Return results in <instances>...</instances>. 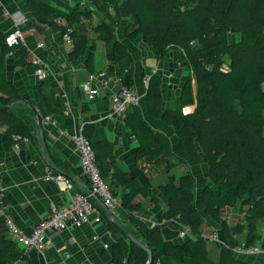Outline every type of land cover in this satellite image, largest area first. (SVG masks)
I'll use <instances>...</instances> for the list:
<instances>
[{
  "label": "trees",
  "instance_id": "16d2710c",
  "mask_svg": "<svg viewBox=\"0 0 264 264\" xmlns=\"http://www.w3.org/2000/svg\"><path fill=\"white\" fill-rule=\"evenodd\" d=\"M91 1L94 6L100 7L104 16L108 17L111 9L120 16L119 4L115 0ZM239 1L195 0L197 4L195 6L193 4L192 8L189 3L193 0H123L127 12L135 17V23L127 28L125 34L130 40L145 38L154 46L160 58L174 48L182 49L183 56L189 58L198 89L194 112L183 114L163 109L162 78L157 73L150 76L147 81L148 112L172 124L180 137L182 146H187L188 143L182 133L185 132L187 125L192 126L194 122L216 123L220 120L224 129L227 128L229 134L217 147L216 143H213L214 137L208 138L209 141L205 138L204 141L210 172L218 180V189H210L207 192L210 203L214 210H220L232 207L238 200L246 198L248 203L252 204L250 211L253 214L247 215L246 225L236 226L234 231L225 227V239L230 241L232 246L243 242L246 246H259L264 249V212L260 210L264 209L261 163L255 152L250 153V149L247 155L241 154L240 145V138H244L245 143L247 139L256 143L253 149L255 151L261 149L264 155V63L244 61V56L248 53L247 46L255 48L262 39L264 23L262 26L261 23L259 24L256 11L264 9V5L261 2L258 3L259 0H242L243 3ZM27 5L32 15L41 24L56 27L62 34L70 32L74 46L70 53L71 57L78 56L85 49H89V53L93 52L95 41L88 34L85 25L86 20L91 17L90 9L82 6L81 3L68 5L60 1L56 4H49L43 0H27ZM254 5L256 11L251 9ZM211 9L215 12L213 17L208 15ZM198 12L204 16L197 18L198 25H193L191 15ZM114 19L116 20V16L113 17V21ZM200 25L204 27L203 33L198 31ZM230 27L239 35V39L233 43L228 41ZM95 31L100 32L99 39L107 44L114 39V33L105 19L100 24L98 23ZM195 33L203 36L198 37L199 43L196 44L193 43L197 37ZM248 35L250 37L246 39ZM31 39L32 36L26 37V43L29 44ZM114 46L115 49L109 56L112 63L123 58L130 59L129 67L118 71L121 79L119 84L134 88L132 54L118 40L115 41ZM25 47L23 43L9 46L5 39L2 42L0 106H10L13 102L22 99L18 88L6 75L5 57L16 48H19L17 55L20 53L21 56L24 54L26 56ZM225 55L229 56L231 63L227 68H221L222 65L217 61ZM20 63L26 62L21 61ZM182 63L188 64L189 62L181 60L180 64ZM189 80L191 81V77ZM190 81L186 82L181 97L186 103L195 102ZM214 93L221 105L219 115L211 111L208 99L209 95ZM42 94L52 110L55 107L54 88L45 86ZM234 97L240 100L239 110L235 106ZM35 116L34 110L29 113L27 109L11 111L9 107L6 110H0V123L4 125L5 132L10 138L19 136L20 139L34 140L36 136ZM125 122L139 141L140 156L156 162L163 155L173 153L172 142L168 135L152 127L144 117L140 105L129 106ZM83 131L92 140L94 126L85 125ZM92 144L103 177L109 183L114 195L120 197L121 210L125 216L138 228L136 234L144 236L147 248L154 255L153 264H247L246 261L233 258L231 255V257L224 258L222 262L209 259L206 241L199 238L188 237L182 242L166 240L160 226H149L145 220L137 216L144 205L142 201H136V198L140 194L147 195L143 183L117 164L109 146L104 143H95L93 140ZM235 159L239 161L237 168L232 167ZM108 160L113 166L110 176L105 173L104 169ZM222 160L225 161L223 164H221ZM193 187L194 179L191 173H188L180 179L169 176L168 182L160 186V191L177 221L189 227L195 235L201 236L203 218L193 200ZM152 200L154 201L155 198ZM3 201L5 203V198ZM102 212L106 214L104 209ZM215 219L218 218L215 217ZM223 222L220 221V223ZM2 225L4 222L0 219V264H33L28 253L17 244L13 237L9 233V235L4 234ZM235 231L238 234L245 233V238L242 241L236 239ZM132 250L137 264L148 263L150 253L146 247L132 243ZM113 259L116 264H130V261L123 260L119 246L114 249Z\"/></svg>",
  "mask_w": 264,
  "mask_h": 264
},
{
  "label": "crops",
  "instance_id": "0c3cea01",
  "mask_svg": "<svg viewBox=\"0 0 264 264\" xmlns=\"http://www.w3.org/2000/svg\"><path fill=\"white\" fill-rule=\"evenodd\" d=\"M43 1L49 4H56L57 1L68 5L77 3V0ZM84 1L85 4L82 6L91 11V17L86 20L85 25L88 34L95 41V46L92 53L85 49L78 56L71 57L73 43H68L58 28L38 22L32 15L27 0H0V51L6 35L17 28L23 31L22 43L26 46V56L25 54L21 56L20 53L17 55L19 48H16L5 57L6 75L22 96L21 100L7 107H10L11 111L27 109L28 113L31 110L36 112L34 140L10 138L5 132L4 125L0 123V191L5 198L9 216L25 230H31L41 218L49 214L54 203H65L70 198V195L61 191L55 182L45 179L49 169L70 174L74 191H88L76 146L70 138L71 134L78 132L85 125L94 126L93 142L109 146L117 164L143 183L147 195H138L136 201H142L144 205L138 214L146 222L149 212L156 217H160L164 212L161 205L167 203V200L162 195L160 186L168 182L169 179H165L166 174L173 172L181 161L187 159V150L183 148L174 126L160 117L152 116L148 112L147 100V81L150 76L157 73L162 78L163 109L185 114L183 109L190 107L194 112L197 103L198 92L195 87L197 82L191 84L195 102L186 103L181 99L185 84L192 74V68L185 63L180 64L183 50L174 48L160 58L154 46L145 38L128 39L125 33L127 28L135 23V17L127 12L123 0H115L119 4L120 16L111 9L108 17L104 16L100 7L94 6L91 0ZM115 16L116 20L113 21ZM104 19L114 33V39L109 44L99 39L100 32L95 31V27ZM235 32L233 28L228 32L230 43L239 39ZM28 36H32L29 44L26 43ZM117 40L132 54L134 89L141 95L139 105L144 117L155 130L168 135L172 142L174 153L163 155L156 162L140 156L139 141L125 122L126 114L118 115L111 109V96L120 88L118 71L126 70L130 65L129 58H123L115 63L109 60ZM39 42H43L44 46L39 47ZM21 61L26 63H20ZM38 64L48 71L49 75L45 80L35 74ZM101 72L104 73V81L107 83L101 88L100 95L89 98L81 91V84L90 73L97 75ZM44 85L53 87L55 91V107L52 110L42 94ZM46 116H51L52 120L46 122ZM176 156H179V160ZM104 169L109 176L112 174L113 166L109 160ZM154 198L155 201L152 200ZM225 209L229 210L231 207ZM105 213V218L101 222L84 225L73 232L55 233L53 248L44 251L30 249L28 256L31 262L116 264L113 252L116 246H119L123 260L137 264L133 256L132 243L147 247V244L135 234L138 228L128 220L121 206L117 212H111V217L106 211ZM158 226L162 228L166 240L184 241L178 238L177 231L182 227L177 226L182 224L176 218ZM2 229L4 234L11 233L5 225H2ZM95 236L98 237L95 239ZM66 253H70L71 256L66 257ZM234 256L245 258L244 260L247 259L249 263L254 260L251 259L253 257L235 254Z\"/></svg>",
  "mask_w": 264,
  "mask_h": 264
},
{
  "label": "built area",
  "instance_id": "2783aa9c",
  "mask_svg": "<svg viewBox=\"0 0 264 264\" xmlns=\"http://www.w3.org/2000/svg\"><path fill=\"white\" fill-rule=\"evenodd\" d=\"M77 3L85 4L84 0H77ZM64 38L68 43H73L70 32L64 34ZM9 46L19 45L24 41V33L21 29L8 33L5 38ZM39 47H43L44 43L39 42ZM35 74L42 80L48 77V71L38 64ZM104 73H90L86 80L81 84V91L89 98H94L100 95L101 88H104ZM98 80V83H96ZM121 79L118 78V83ZM101 86V87H100ZM111 109L115 114L125 115L127 109L131 105H139L141 103V95L134 88L121 86L119 90L111 96ZM51 116H46L45 121H51ZM79 156V163L82 175L87 180L88 191H74L73 179L62 172H55L51 169L45 175V179L55 182L61 191L70 195V198L65 203H57L51 206L50 213L41 218L31 230H25L18 226L8 214L7 205L4 203V196L0 191V219L4 225L10 230L13 239L27 253L30 249H38L44 251L55 247L53 235L58 232L68 231L73 232L82 228L84 225L98 223L104 220L105 215L102 212V207H107L111 212H117L121 206L120 199L116 197L102 174V170L98 164L97 155L94 150L92 140L84 133L83 128L78 132L71 134ZM15 139H20L15 136ZM28 140L27 138H24ZM140 213V212H139ZM139 218L144 219L137 213ZM157 226V224H152ZM184 226V225H183ZM185 228V229H184ZM183 230L178 232V238L186 239L190 228L184 226ZM205 235L203 232L201 235ZM98 236H95L96 239ZM207 237V236H206ZM107 247L108 244H105ZM235 255H254L263 251L259 246H246L245 243L237 245L234 249ZM70 253H66V257H70Z\"/></svg>",
  "mask_w": 264,
  "mask_h": 264
},
{
  "label": "rangeland",
  "instance_id": "374dc122",
  "mask_svg": "<svg viewBox=\"0 0 264 264\" xmlns=\"http://www.w3.org/2000/svg\"><path fill=\"white\" fill-rule=\"evenodd\" d=\"M194 1L195 0H193L192 3H189V6H192V8L197 4V3L195 4ZM260 2L262 5H264V0H259L258 3ZM239 3H243V1L240 0ZM251 9L256 11L255 5L252 6ZM214 13L215 12L213 9L208 11V15H210L211 17L214 16ZM256 15L259 19V24L261 23V26H262V24L264 23V9H261L258 12L256 11ZM203 16L204 15H202L201 12L192 14L191 18L193 20V25H196V24L198 25L197 18H202ZM231 29L232 28L230 27V30ZM198 31L200 33L204 32L203 25H200V28H198ZM236 35L238 36L237 33ZM195 36L197 37L193 41L194 44H196L197 42L199 43V38L203 37L199 33H195ZM179 37H181V35ZM249 37L250 35H248L246 39H248ZM246 43H247V40H246ZM247 49H248L247 50L248 53L244 56V61L251 62V63H264V55H263L264 54V33L257 47L252 48V47L247 46ZM185 59L188 60L189 62L188 64H185V65H188L189 68L191 69V62L189 61V58H186L185 56H183L182 61L186 62ZM217 63L222 65L221 68H227L231 63V59L229 58L228 55H225L223 58L218 59ZM208 67H212V66L208 65ZM189 77H191V81L189 80V78L187 81H190V84L196 83V78L194 76L193 71ZM195 87H196V92H198L197 84L195 85ZM208 99H209V103L211 104V111L219 115L221 112V105L219 104L217 100V95L215 93L212 95H209ZM234 103H235L236 108L239 110L240 100L237 97H234ZM171 117H174V116H171ZM246 129L248 131V127ZM182 134L184 135L185 139H187V142H188L186 144L187 146L183 145L187 150L186 151L187 159L183 160V162L181 161L180 165H179L180 161L176 163L177 165H179V167L176 166L173 172H168L165 176V179L166 180L169 179V176H174L175 179H180L181 177L186 176L188 173H191L194 179L193 200H194L195 205L201 212V215L203 218L202 229H203V232L205 233V235L203 234L201 236H197L194 233H192L190 230L186 239H188V237H191L193 239L199 238V239L206 241V248L208 251L207 255L209 259L215 262H218V261L222 262V260L226 258L227 256L229 257L233 256V258L244 260L245 258L241 259V258H237L234 256L233 249L236 247V245L232 246L230 244V241H227L225 239L224 230H225V227H228V229L230 228L232 231H234L236 226L246 225L247 215L253 214L252 211H250L252 204L248 203L247 199L245 198V199L238 200L235 203V205L232 206L231 209L229 210L225 208H222L220 210L219 209L214 210V208L212 207L210 203L209 195L207 193L208 190L210 189L211 190L218 189V180L216 177L212 176L210 172L211 168L209 167L208 162H207L208 153L204 145L205 138L208 140V138L214 137L213 143L215 142L216 147H217L219 144H221V142L229 134V132H227V128L224 129L221 121L218 120V122L216 123L211 122V121L194 122L192 126L187 125V127L185 128V132H183ZM241 134H243V131H241ZM208 143L210 144V142ZM240 145H241V154L247 155L250 150H251L250 153L252 152L256 153L255 155L261 163V168H262L261 169V179L264 183V155L262 153V150L259 149L255 151L253 148H255V145L257 144L252 143L248 141L247 139L245 143L244 138H240ZM176 159L179 160V156H176ZM224 162L225 161L222 160L221 164H223ZM238 164H239V161L235 159V161L232 163L233 165L232 167L237 168ZM171 166L170 168L173 167ZM231 170L229 171L230 174H231ZM189 182H191V180H189ZM162 207H164L163 209L164 212L162 213V215H160V217H156L150 214V212L148 213L146 218L148 220L147 222L149 226H152V224L154 223L157 225H163L166 221H170L172 218H176V216L173 214L172 210L169 208L167 203L164 202L161 205V209ZM260 210L264 212V209H260ZM215 217L218 218L219 221L218 219L216 220ZM220 221H224V222L220 223ZM177 227H180V228L182 227V229H178L179 231L183 230L184 228L183 225L177 226ZM179 231H177V234ZM244 234H241V233L238 234L235 231L234 237L238 239L239 241H242L245 238ZM136 235L137 237H139V239H141L145 243L144 236L140 234H136ZM244 256L253 257L251 259H254L252 260L253 261L252 263H249L248 260L246 259L247 264H253V263L256 264L261 261L264 264V252L263 251L258 252L254 255L250 254V255H244ZM154 261L155 259L153 255V260L151 264H153Z\"/></svg>",
  "mask_w": 264,
  "mask_h": 264
},
{
  "label": "water",
  "instance_id": "95a60500",
  "mask_svg": "<svg viewBox=\"0 0 264 264\" xmlns=\"http://www.w3.org/2000/svg\"><path fill=\"white\" fill-rule=\"evenodd\" d=\"M6 109H8L7 106H0V110H6ZM183 112H184L185 114H189V113L192 112V109H191L190 107H185V108L183 109ZM44 157H45V155H44ZM66 175L70 177V174H66ZM104 210L107 212V214H108L110 217L112 216L111 212L109 211V209H108L107 207H105ZM169 240H170V239H169ZM145 247H146V246H145ZM146 249H147V250L149 251V253H150V258H149L148 264H151V263H152V260H153V253H152V251H151L150 249H148L147 247H146Z\"/></svg>",
  "mask_w": 264,
  "mask_h": 264
}]
</instances>
